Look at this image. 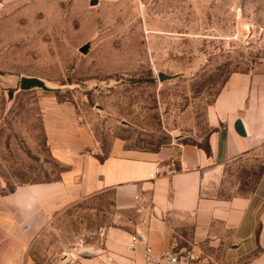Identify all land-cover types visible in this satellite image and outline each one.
I'll list each match as a JSON object with an SVG mask.
<instances>
[{
    "label": "rangeland",
    "instance_id": "1",
    "mask_svg": "<svg viewBox=\"0 0 264 264\" xmlns=\"http://www.w3.org/2000/svg\"><path fill=\"white\" fill-rule=\"evenodd\" d=\"M92 3L2 2L0 196L58 181L64 167L43 131L44 113L55 105L73 108L99 160L116 141L148 152L171 144L206 149L207 109L228 77L264 72V0ZM87 43L84 55L79 48ZM158 72L177 77L160 83ZM22 77L50 90L20 91ZM261 164L251 156L226 165L208 194H249ZM120 214L112 191L86 197L49 217L23 248L0 233V264H70L131 217Z\"/></svg>",
    "mask_w": 264,
    "mask_h": 264
},
{
    "label": "crops",
    "instance_id": "2",
    "mask_svg": "<svg viewBox=\"0 0 264 264\" xmlns=\"http://www.w3.org/2000/svg\"><path fill=\"white\" fill-rule=\"evenodd\" d=\"M236 121L244 136L235 131ZM207 126V152L191 144L148 152L116 141L99 160L73 108L55 105L44 113L43 131L64 171L58 181L0 196V233L18 238L23 248L54 213L112 191L116 210L131 217L107 229L100 245L86 248L92 256L70 264H143L142 243L126 250L132 235L156 253L172 243L198 251L204 264H264V72L230 75L207 109ZM251 156L262 161V169L249 194H208L219 187L226 165Z\"/></svg>",
    "mask_w": 264,
    "mask_h": 264
},
{
    "label": "built area",
    "instance_id": "3",
    "mask_svg": "<svg viewBox=\"0 0 264 264\" xmlns=\"http://www.w3.org/2000/svg\"><path fill=\"white\" fill-rule=\"evenodd\" d=\"M95 2L100 1H111L115 2L117 0H90ZM3 0H0V9ZM159 169L156 168L150 178L158 173ZM136 235L130 236V240L126 246V250L134 251L136 250L139 243L143 245V264H204L205 258L203 255L193 249L179 248L176 243H172L170 247L162 252H153L152 248L140 240Z\"/></svg>",
    "mask_w": 264,
    "mask_h": 264
},
{
    "label": "water",
    "instance_id": "4",
    "mask_svg": "<svg viewBox=\"0 0 264 264\" xmlns=\"http://www.w3.org/2000/svg\"><path fill=\"white\" fill-rule=\"evenodd\" d=\"M95 3L96 2L93 1L92 5ZM89 48H90V45L87 43V44L83 45L81 48H79V52L85 55L88 53ZM176 77L177 76L166 75L162 72L157 73V79L160 83L174 80ZM32 89H41L43 91L50 90L49 88L46 87L44 82L38 78H35V77H22V78H20V81H19V90L20 91H30ZM8 98L9 99L12 98L11 92L8 93ZM234 129L240 136L245 135L242 123L240 121L235 122ZM82 253L84 256H92L93 255L90 251H87V250H85V252H82Z\"/></svg>",
    "mask_w": 264,
    "mask_h": 264
},
{
    "label": "trees",
    "instance_id": "5",
    "mask_svg": "<svg viewBox=\"0 0 264 264\" xmlns=\"http://www.w3.org/2000/svg\"><path fill=\"white\" fill-rule=\"evenodd\" d=\"M200 148V147H199ZM203 150H205L206 152H207V148L206 149H203Z\"/></svg>",
    "mask_w": 264,
    "mask_h": 264
},
{
    "label": "bare ground",
    "instance_id": "6",
    "mask_svg": "<svg viewBox=\"0 0 264 264\" xmlns=\"http://www.w3.org/2000/svg\"><path fill=\"white\" fill-rule=\"evenodd\" d=\"M111 2V1H110Z\"/></svg>",
    "mask_w": 264,
    "mask_h": 264
}]
</instances>
